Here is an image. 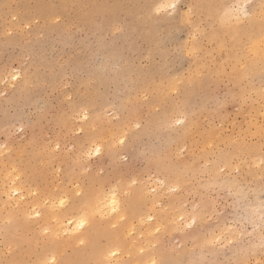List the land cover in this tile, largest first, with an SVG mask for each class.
Here are the masks:
<instances>
[{
    "label": "rangeland",
    "instance_id": "1",
    "mask_svg": "<svg viewBox=\"0 0 264 264\" xmlns=\"http://www.w3.org/2000/svg\"><path fill=\"white\" fill-rule=\"evenodd\" d=\"M163 1L0 0V264L37 261L36 229L19 247L14 235L56 193L122 206L80 264L121 228L116 264H264V62L235 64L222 20L243 0ZM259 6L239 21L264 19ZM91 246L70 243L55 264Z\"/></svg>",
    "mask_w": 264,
    "mask_h": 264
},
{
    "label": "bare ground",
    "instance_id": "2",
    "mask_svg": "<svg viewBox=\"0 0 264 264\" xmlns=\"http://www.w3.org/2000/svg\"><path fill=\"white\" fill-rule=\"evenodd\" d=\"M167 1L168 0H164L162 2V4L168 3ZM195 1H197L199 4L198 5L199 10L203 9V7H201L200 4L203 3L204 0H195ZM248 1H250V0H248ZM170 3L172 4L173 1ZM213 3H216V2H213ZM219 4H220V2L217 3V5H219ZM41 8H43L42 11L44 12V7L41 6ZM257 8H259L257 11L264 9L263 6H259ZM159 9H161V8H159ZM222 10H224V12H222L223 22H228V23H232L233 25H235L234 31L231 33L232 40L234 41L233 51L235 54V57H234L235 64H237V62L242 60V58H243L247 62L246 64H248V67L249 68L251 67L252 71H253V68L256 65L255 63L257 60L264 62V50H263V48H264V19H261V17L263 16V12L261 11L259 14H257L256 18L253 21L251 20L249 23L243 24L240 21H234L232 19V17H233L232 13L225 20L224 14H225V12H228L229 10L225 9L224 4L222 7ZM239 32H241L243 34V36L241 38H239L240 37ZM219 34H221V35H219ZM213 35H217L218 36L217 38L219 39V41L224 45L223 32H217V33H214ZM252 54H255L256 59L253 60ZM248 74L249 73L246 70V71L240 73L241 76L236 72L235 76H236V78H240V77L243 78ZM263 114H264V112H263ZM97 139H101V138H97ZM103 142H102V144H103ZM95 144L96 143H94V145ZM100 145H101V143H100ZM100 145L98 144V146H97L98 149H99ZM94 148H96V147H94ZM17 188L15 191H18L20 189V188H18V189ZM39 190H41V188ZM20 191H21V189H20ZM76 191H79V190H76ZM42 193H44V192L42 191ZM20 196H22V195H20ZM62 196H61V194H58V193L51 194L47 198L45 197L46 198L45 202H47V203H45L44 200L42 201L41 200L42 198L39 196L34 198V200H32V206L34 207L33 208L34 213H33V211H32V213L34 214V218L32 221L33 224L31 223L33 226L30 225L31 221H28V223L26 221L27 224H25V226L23 227V231L21 232V234H15L14 235L13 241L19 247V245H23V244L27 243L25 231L28 230L29 228H35L36 229L35 236L33 237L32 242L34 243V245L38 246L39 248L35 253L33 252L36 256V259H37V261H35L34 264H45V263H47V261L55 264L56 261L58 260V258L61 257L62 251L66 247H68L70 245V243H74V245H76V243L78 241H85V240L87 241L89 246H91V244H93V246H91V248H90L92 251L89 252L88 255H85L84 253L86 252V250H84V251L80 250L82 252H80L78 250L79 251L78 255L75 253L76 255H74V257L72 259H70V258H68L67 260L63 259L61 264H80L81 261H85V260L86 261L87 260L93 261V260H95V256H93V252L95 251V248H96V239L99 238L101 235H103V233H105V231H102L105 229L101 225L102 220L103 219H109V217H114V220H117L118 219V216H116L117 213L120 214L122 217L125 216L124 214H121L120 210L122 209V206L120 204V201L118 200L117 194H115V193L114 194L111 193L109 195H103L101 197H92L90 195H86V196L83 195V197L79 198L78 200L77 199H73V200L71 199L72 202L71 201L68 202V200H67L68 197L66 199V197H62ZM113 198L116 201L115 208L113 207ZM21 199H23V197L20 198V201H21ZM61 201H63V203H61ZM133 203L138 204L135 202H133ZM134 204H132L133 208L136 207ZM21 205L23 208L22 209L19 208L18 210H20L23 213H21V212L19 213V211H18V213L21 214L20 217L24 218L23 220H25V218H29V215L25 212L24 207H28L29 205H26V204H21ZM132 210H133L134 216L136 214L140 213V211H137L136 209L135 210L132 209ZM13 211H15V210H13ZM32 213H30L31 216H33ZM13 215H15V213H13ZM13 215L11 216V217H13L11 219H14ZM18 218L19 217L15 218V219H18ZM15 223H16L15 225L18 224L17 222H15ZM22 223L23 222L20 223V226ZM13 226L14 225H12V227ZM11 229H14V228H11ZM18 230H19V227H18ZM9 232H10V230H9ZM9 232H8V234H9ZM120 232H122L123 236L126 238L125 231L122 228L118 233H116V234L113 233L112 235H110V239H111V241H113L110 246H112V248H114V249L106 251V253L99 260L95 261V264H116L117 262L116 263L113 262V261H115L113 256L117 255V253H119V252L122 254H125L124 249L126 248L127 243L118 241V238L121 235ZM11 236H12V234H11ZM11 236L9 238H11ZM90 236L94 237L91 241H89V239L92 238ZM9 243H10V241H9ZM29 244H30V242H29ZM28 248H29L28 250H32V246L28 247ZM75 252H77V251H75ZM122 257L123 256H121V259H120L121 261H123ZM20 260L22 262L24 261V259H20Z\"/></svg>",
    "mask_w": 264,
    "mask_h": 264
},
{
    "label": "snow or ice",
    "instance_id": "3",
    "mask_svg": "<svg viewBox=\"0 0 264 264\" xmlns=\"http://www.w3.org/2000/svg\"><path fill=\"white\" fill-rule=\"evenodd\" d=\"M176 3H172L170 5H168V7L170 9H175L176 8ZM247 9H248V0H243L242 3L238 4V5H232L230 6V10L228 12H225L224 14V18L225 20L231 15V13L234 11L235 13H237V15L235 16V19L237 21L240 20L241 18V15H246L247 14ZM160 9L158 8L157 11H159ZM13 78H17L15 76V74H13ZM185 123L184 119L180 116V115H177L173 118L170 126H173V127H176V126H183ZM119 143L120 144H123L124 143V140L121 139L119 140ZM97 152H99V149L97 148L96 149ZM262 163H264V161H262ZM61 203H63V201H61ZM115 199L113 198V207L115 208ZM259 211V214H260V220L262 222V225H264V204L261 205L260 209L258 210ZM262 247H264V244H262ZM153 264H156L155 261H153Z\"/></svg>",
    "mask_w": 264,
    "mask_h": 264
}]
</instances>
